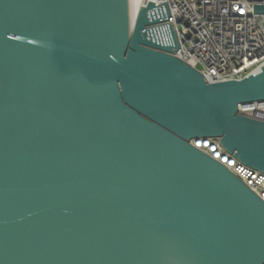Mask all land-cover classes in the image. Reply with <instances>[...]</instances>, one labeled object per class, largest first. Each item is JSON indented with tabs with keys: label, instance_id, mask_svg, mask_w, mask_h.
<instances>
[{
	"label": "water",
	"instance_id": "95a60500",
	"mask_svg": "<svg viewBox=\"0 0 264 264\" xmlns=\"http://www.w3.org/2000/svg\"><path fill=\"white\" fill-rule=\"evenodd\" d=\"M165 11L0 0V264H264V202L192 145L264 175V122L238 113L264 65L206 82Z\"/></svg>",
	"mask_w": 264,
	"mask_h": 264
},
{
	"label": "built area",
	"instance_id": "2783aa9c",
	"mask_svg": "<svg viewBox=\"0 0 264 264\" xmlns=\"http://www.w3.org/2000/svg\"><path fill=\"white\" fill-rule=\"evenodd\" d=\"M148 2L162 19L168 10V23L175 26L179 41L174 56L201 73L206 82L241 80L264 65V14L253 12L264 0H143L142 4ZM162 28L167 43V25ZM238 113L264 122V101L240 105ZM202 142L200 149L208 157L229 169L264 202L263 174L224 152L218 140Z\"/></svg>",
	"mask_w": 264,
	"mask_h": 264
},
{
	"label": "bare ground",
	"instance_id": "6f19581e",
	"mask_svg": "<svg viewBox=\"0 0 264 264\" xmlns=\"http://www.w3.org/2000/svg\"><path fill=\"white\" fill-rule=\"evenodd\" d=\"M133 1H134V16H135L137 12V8H139V6L143 3V0H133ZM201 148H203L202 145Z\"/></svg>",
	"mask_w": 264,
	"mask_h": 264
},
{
	"label": "clouds",
	"instance_id": "9594fccd",
	"mask_svg": "<svg viewBox=\"0 0 264 264\" xmlns=\"http://www.w3.org/2000/svg\"><path fill=\"white\" fill-rule=\"evenodd\" d=\"M194 145L196 146L197 149H200L201 148V145L204 147V142L197 141Z\"/></svg>",
	"mask_w": 264,
	"mask_h": 264
}]
</instances>
